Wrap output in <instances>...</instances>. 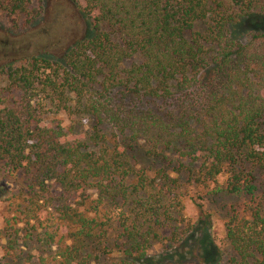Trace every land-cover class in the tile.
Returning <instances> with one entry per match:
<instances>
[{
	"label": "trees",
	"instance_id": "16d2710c",
	"mask_svg": "<svg viewBox=\"0 0 264 264\" xmlns=\"http://www.w3.org/2000/svg\"><path fill=\"white\" fill-rule=\"evenodd\" d=\"M34 1L0 0V9L29 25L41 15ZM81 1L92 37L58 59L0 69V189L17 184L0 198L16 216L2 232L45 246L51 264H188L170 253L193 229L201 264H264L254 185L264 170V0ZM49 109L88 120L89 133L72 139L47 123ZM136 144L163 165L138 169ZM181 175L244 198L245 212L224 222L225 260L209 216L184 225ZM41 208L49 227L36 233Z\"/></svg>",
	"mask_w": 264,
	"mask_h": 264
},
{
	"label": "rangeland",
	"instance_id": "374dc122",
	"mask_svg": "<svg viewBox=\"0 0 264 264\" xmlns=\"http://www.w3.org/2000/svg\"><path fill=\"white\" fill-rule=\"evenodd\" d=\"M83 2L77 0L74 4L72 0H35L31 8L41 9V15L29 25L22 20L14 21L0 9V69L9 64H24L33 56L60 58L64 51L73 45L76 41L93 36V29L90 22L87 21L83 13ZM264 12V4L262 9ZM250 29V28H249ZM246 28L239 30L241 39L244 41L249 36ZM130 64V63H128ZM5 84L4 78L0 75V87ZM47 123L60 124L68 133H72L74 138L80 139L85 133H89L90 125L88 120L73 116H67L64 113H54L49 109L47 113ZM55 121V122H54ZM131 155L136 162V167L148 168L151 166L161 167L162 160L154 161L147 157L146 148L142 144H136L131 150ZM164 156L172 161L173 165H186V162L179 159L175 154L166 152ZM171 178H176L171 174ZM178 178V192H175L177 201L182 205L183 223L190 226L200 222L204 216L208 217L210 228L208 230L211 240L219 249V257L215 259L225 260L228 256V249L225 246L224 222L228 215L233 212L241 215L244 210L243 197L233 198L224 193L216 194L217 187L204 186L192 187L186 183V178L181 175ZM225 178L220 177L218 184H222ZM8 184L5 185L7 187ZM17 185V184H16ZM16 185L9 187L5 195V190L0 189V198H9L17 190ZM256 196L258 199L264 198V170L255 173ZM8 193V194H7ZM179 195V196H178ZM13 197L10 198V201ZM10 202L0 200V264H51L49 259L51 254L45 246H37L34 242L22 241L19 232L18 237L9 236L2 231L6 229L5 220L16 217L9 208ZM40 217L42 225L35 221L31 222L36 227L37 232L41 233L48 229L49 224L45 221L48 217V211L41 208L37 214ZM30 224V225H31ZM55 228V224L50 227ZM24 227V226H23ZM22 226L18 228L23 229ZM196 227V226H195ZM42 228V230H41ZM196 229V228H195ZM64 232L63 229L60 230ZM192 231L188 236L179 242L175 250L172 251L173 259L179 262L186 261L188 264H201L200 262V244L198 242L199 233ZM161 253L156 246L149 252L151 257H158ZM162 254V253H161Z\"/></svg>",
	"mask_w": 264,
	"mask_h": 264
}]
</instances>
